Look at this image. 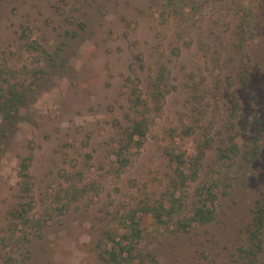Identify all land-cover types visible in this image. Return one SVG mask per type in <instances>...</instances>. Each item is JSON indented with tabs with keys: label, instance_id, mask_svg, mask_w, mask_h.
Listing matches in <instances>:
<instances>
[{
	"label": "rangeland",
	"instance_id": "1",
	"mask_svg": "<svg viewBox=\"0 0 264 264\" xmlns=\"http://www.w3.org/2000/svg\"><path fill=\"white\" fill-rule=\"evenodd\" d=\"M258 202L264 0H0V264H103L132 213L129 264H246Z\"/></svg>",
	"mask_w": 264,
	"mask_h": 264
},
{
	"label": "trees",
	"instance_id": "2",
	"mask_svg": "<svg viewBox=\"0 0 264 264\" xmlns=\"http://www.w3.org/2000/svg\"><path fill=\"white\" fill-rule=\"evenodd\" d=\"M11 98H16L18 95H15L13 93H10ZM7 102L14 103V99L7 100ZM146 130V124L143 120H133L129 126V128L126 129L127 131V137L131 140L132 138H135L136 141H141L144 137V133ZM25 166L21 165L20 170H24ZM22 177L25 178L26 175L23 173ZM263 202H258L256 204L255 211L253 212V218H252V230L250 231V239L253 241L254 248L249 251L247 256V263L246 264H253L254 262V254L255 252L259 251V240L258 235L259 231L262 226V222L264 219V208H263ZM25 211L21 208V211H16L13 213L14 217H21V213ZM146 214L152 215L153 219L156 221V223H160L162 215L157 212L155 208H146L144 210ZM134 214H130L128 216L129 222L131 226H129L128 230L125 231L123 234L118 236V240H115L113 237H107L105 245H108V247L103 250L102 253H100L99 258H101L103 264H129L130 260L136 256L133 249V243L137 240L139 237V229L137 227L138 223L136 221H133ZM212 219V213L210 210L207 209H196L193 213L192 221L199 224H206Z\"/></svg>",
	"mask_w": 264,
	"mask_h": 264
}]
</instances>
